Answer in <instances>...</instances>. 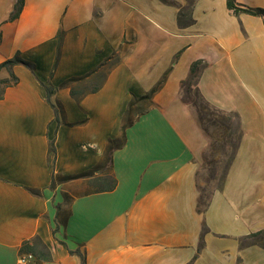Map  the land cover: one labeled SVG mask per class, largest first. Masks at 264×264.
<instances>
[{"label": "crops", "instance_id": "1", "mask_svg": "<svg viewBox=\"0 0 264 264\" xmlns=\"http://www.w3.org/2000/svg\"><path fill=\"white\" fill-rule=\"evenodd\" d=\"M16 1L0 0V64L20 52L36 74L14 67L19 82L0 99V264H19L23 244L36 237L52 260L30 264H82L76 250L86 264H199L204 254L264 250L252 237L264 231L263 19L234 14L227 0H196V23L187 28L178 25L186 0H25L12 22ZM199 60L201 94L237 112L243 130L224 188L204 211L197 173L212 143L182 91ZM74 78L80 100L60 87ZM160 83L105 167L132 97ZM43 84L57 88L51 99L62 108L60 123Z\"/></svg>", "mask_w": 264, "mask_h": 264}, {"label": "trees", "instance_id": "2", "mask_svg": "<svg viewBox=\"0 0 264 264\" xmlns=\"http://www.w3.org/2000/svg\"><path fill=\"white\" fill-rule=\"evenodd\" d=\"M160 1L168 5L173 4L172 0H160ZM186 1L188 3L187 7L185 5L184 7L180 8V12L178 15V25L181 28H187L196 23V20L193 17V9H194L196 0H186ZM24 5H25V0L16 1V3L14 4L13 10L10 14L9 21H12V22L16 21L20 17L23 11ZM227 5H228L229 10L233 11L234 14L236 15H239L240 13H245L248 15L261 17L264 21V9L263 8L242 7L236 3V0H227ZM62 36H63L62 32H60L57 36L58 48H57V55H56L54 69L51 73L52 76L60 60ZM18 65L24 66L28 68L33 74H36V67L34 63L24 59L20 52L15 54V56H13L12 58L1 63L0 70H5L8 73L9 77L0 80V84L3 86V88L0 90V99L4 97V94L9 87H12L18 84L19 79L13 71L14 67ZM205 67H206V63L203 60L196 61L192 64L189 77L182 83L183 100L185 103L190 104L196 108L200 122L208 136L210 135L209 127L207 126L208 123H210L213 127H215V129L219 131L218 133H220V137L217 141L218 143L215 140L216 143L215 142H214L215 144L212 143L211 147L215 148V146L219 144L221 147L222 157H225L228 159L227 164L225 166L226 168H225L224 175L221 177L220 184L216 188V191L217 190L221 191L224 188L228 170L230 169L237 155V152L240 148V143L243 137V130H242V125H241V119L237 112L223 111L213 106L211 103H209L204 98V96L201 94L199 90V80H200L201 72ZM79 80L80 79H76V78L67 80L64 83H62L60 87L62 88L71 87L72 88V84L75 82H78ZM161 85L162 83L158 84L156 88H154L150 93H148L145 96H142L140 98H137L135 96L132 97L130 104L128 106V109L126 111V114L124 115V118H123L122 136L119 138L122 140L121 143L117 146H114V143L116 142V140L111 139L109 141V144L106 150V154L109 155V160H110V156L113 153V151H115L116 149L122 148L125 144L126 130L128 127H130L134 123V120H135L134 117H132L130 113L133 107L135 106V104L138 105L139 103L147 102L150 107L152 105V97L154 93L161 87ZM43 86L47 93V100L51 104L54 110L55 119L58 123H60V116H61L62 108L59 105H56L54 102H52V99H51L52 95L55 93L57 88L53 87L52 85L43 84ZM192 92L195 94V98L193 99L184 98L185 94L191 95ZM72 96L77 100H80V98L82 97V95L79 94L73 88H72ZM147 109H144L143 111L139 112V114L137 115L144 113ZM50 152L51 153L56 152L54 141L50 142ZM87 175L88 174L86 173L79 174L76 176L67 177L66 180L79 179V178L86 177ZM54 183L55 182L53 180L52 186L55 185ZM116 185H117L116 180L114 178H111V183H110V186L108 187V190L111 191L115 189ZM31 192L35 194L38 193V191H34V190H31ZM213 194L214 192L211 194L209 199L206 202H204L201 198L202 195L200 191V200L198 204L200 211H204L208 208V206L211 203ZM58 210L60 211V206H58ZM262 234H264V231L259 232L253 235L252 237L261 236ZM21 253L22 255L32 254L38 262L52 260V256L50 254L49 249L39 237L34 238L32 241L25 242L22 246ZM70 253L73 255H77L80 258L82 264H86V256L82 254L80 250L70 251Z\"/></svg>", "mask_w": 264, "mask_h": 264}, {"label": "rangeland", "instance_id": "3", "mask_svg": "<svg viewBox=\"0 0 264 264\" xmlns=\"http://www.w3.org/2000/svg\"><path fill=\"white\" fill-rule=\"evenodd\" d=\"M243 3L249 7H253L255 5L263 4L264 0H243ZM188 4V3H187ZM186 4V7H187ZM179 57V56H178ZM178 57L176 58V62L178 61ZM5 70H0V76L4 73ZM4 79L0 77V80ZM3 86L0 84V90ZM195 91V90H194ZM193 91V92H194ZM192 92L191 95L185 94V99H193L195 98V94ZM149 107L147 102L139 103L138 105L135 104L133 109L131 110V116L135 117L139 112L147 109ZM264 122V121H263ZM209 127V138L211 143L215 144L219 137L220 133L213 127L210 123L207 125ZM212 137V138H211ZM216 140V142H215ZM121 139L116 140L114 146H117L121 143ZM215 142V143H214ZM218 143V142H217ZM228 159L222 157L221 155V147L218 144L217 146L210 147L208 152L205 154V159L202 165L198 170V182L199 187L202 195V200L206 202L211 194L216 191V188L220 184V179L224 175L225 166L227 164ZM104 165L109 166V155H105ZM260 173H261V200L260 205L264 206V154L261 157L260 161ZM95 179L93 182L96 186ZM70 198H65V207L60 215V223H62L67 215V208L69 206ZM259 224L261 228H264V212L262 210L261 216L259 218ZM261 243L264 245V234L260 236ZM200 254H195V258H197ZM264 264V250L262 249L259 254H204L203 259L200 261L199 264Z\"/></svg>", "mask_w": 264, "mask_h": 264}, {"label": "built area", "instance_id": "4", "mask_svg": "<svg viewBox=\"0 0 264 264\" xmlns=\"http://www.w3.org/2000/svg\"><path fill=\"white\" fill-rule=\"evenodd\" d=\"M34 259L32 254H23L19 258V264H30Z\"/></svg>", "mask_w": 264, "mask_h": 264}]
</instances>
